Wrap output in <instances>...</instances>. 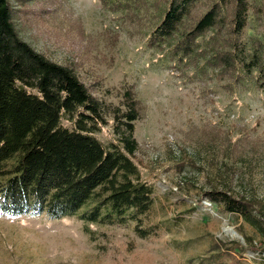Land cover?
Wrapping results in <instances>:
<instances>
[{
    "label": "rangeland",
    "instance_id": "374dc122",
    "mask_svg": "<svg viewBox=\"0 0 264 264\" xmlns=\"http://www.w3.org/2000/svg\"><path fill=\"white\" fill-rule=\"evenodd\" d=\"M146 1L135 18L105 9L100 0L11 5L18 35L71 67L93 96L118 105L123 87H133L139 108L133 160L154 187L143 226L157 224L159 234L141 238L132 221L0 214V264H264V240L201 194L229 186L235 195L264 202L263 87L256 79L235 82L205 58L179 62L168 45L147 48L145 36L168 0ZM213 1L197 0L184 27ZM248 4L238 42L249 49L264 44V0ZM210 36L199 39L200 48ZM96 136L112 140L111 124Z\"/></svg>",
    "mask_w": 264,
    "mask_h": 264
},
{
    "label": "trees",
    "instance_id": "16d2710c",
    "mask_svg": "<svg viewBox=\"0 0 264 264\" xmlns=\"http://www.w3.org/2000/svg\"><path fill=\"white\" fill-rule=\"evenodd\" d=\"M196 1L168 0L145 36L146 47L168 45L179 62L205 58L218 73L238 83L256 79L264 90V44L248 49L238 42L248 0H214L185 28ZM100 2L134 18L148 5L146 0ZM14 12L11 0H0V214H44L54 220L77 215L85 222L118 225L132 221L139 237L157 236V224L143 226L154 205V187L142 180L133 160L139 149L133 87H123L118 105L96 98L71 67L50 60L18 35ZM209 32L210 43L200 48L199 39ZM109 123L114 138L104 143L96 134ZM201 194L264 240L263 201L235 195L229 186L212 185Z\"/></svg>",
    "mask_w": 264,
    "mask_h": 264
}]
</instances>
